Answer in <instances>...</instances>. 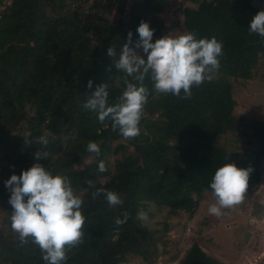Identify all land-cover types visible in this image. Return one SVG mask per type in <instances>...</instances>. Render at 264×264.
Returning <instances> with one entry per match:
<instances>
[{
  "label": "trees",
  "instance_id": "1",
  "mask_svg": "<svg viewBox=\"0 0 264 264\" xmlns=\"http://www.w3.org/2000/svg\"><path fill=\"white\" fill-rule=\"evenodd\" d=\"M165 1L0 0V264H46L39 246L31 238L21 243L12 230L11 192L5 186L13 174L36 163L53 175L67 176L84 201V236L76 246H66V264H130V254L150 261L162 236L158 227L138 218L141 208L193 212L192 203L212 191L216 170L228 163L252 169L244 198L257 188L264 121L254 125L257 146L244 156L229 154L219 138L241 126L235 122L232 79L254 78L264 65V37L248 30L264 10V0H189L195 6L184 9V31L223 43L218 74L181 99L156 93L149 73L144 85L150 95L139 136L125 139L110 120L102 124L83 107L101 84L108 85L109 105L119 102L125 73L114 67L108 49L114 48L118 59L129 32L134 47L142 21L155 30L153 42L159 39L164 24L156 16ZM25 136L29 141L47 136L49 144H26ZM120 138L125 142L113 145ZM89 142L99 144V156L87 151ZM129 146L134 152L127 151ZM37 151H47V159H36ZM117 154L111 170L108 158ZM101 160L106 172L98 170ZM87 180L94 182L92 187ZM101 188L117 193L122 203L109 205L103 193L93 199L92 192ZM125 212L127 222L117 226L116 218L123 219ZM164 225L167 229L166 221ZM175 264L227 263L193 242Z\"/></svg>",
  "mask_w": 264,
  "mask_h": 264
},
{
  "label": "clouds",
  "instance_id": "2",
  "mask_svg": "<svg viewBox=\"0 0 264 264\" xmlns=\"http://www.w3.org/2000/svg\"><path fill=\"white\" fill-rule=\"evenodd\" d=\"M248 30L250 34L264 37V10L252 18ZM154 31L148 22L142 21L137 28L139 40L134 47L131 46L133 34L129 32L128 41L120 49L118 59L116 50L112 47L108 49L107 55L114 57V67L125 73L126 89L119 102L110 106L108 85L101 84L83 104L86 110L96 113L100 123L110 120L112 129H119L125 139L141 134L140 121L150 95L144 80L149 73L156 93L188 99L193 86L199 87L205 80L210 81L211 74L220 68L223 43L216 37L197 39L195 33L188 32L180 36L168 35L153 42ZM139 49L146 54V59ZM128 77L139 83L129 82ZM92 85L93 81L89 80L88 88L91 89ZM33 142L46 147L49 139L39 136L29 141L25 136L26 144ZM87 151L99 156L101 149L98 143L89 142ZM48 155L47 151L35 153L36 159H47ZM98 170L107 171L103 160L99 162ZM251 171V168L242 169L233 163L216 170L210 184L216 199V203L209 208L211 214L220 216L222 209L233 208L243 202ZM86 183L89 187L94 184L92 180ZM5 186L11 192V227L21 243H27L31 238L39 246L46 264H66V246L74 247L82 242L86 219L81 210L84 201L74 193L69 178L53 175L36 163L21 175L13 174L5 181ZM101 193L109 205L122 203L117 193L102 188L92 192L93 199ZM128 218L129 214L125 212L123 219L116 218L115 224L123 225ZM138 218L147 220V214L142 211Z\"/></svg>",
  "mask_w": 264,
  "mask_h": 264
},
{
  "label": "rangeland",
  "instance_id": "3",
  "mask_svg": "<svg viewBox=\"0 0 264 264\" xmlns=\"http://www.w3.org/2000/svg\"><path fill=\"white\" fill-rule=\"evenodd\" d=\"M9 2L4 0V3ZM129 3L127 1V5ZM186 6H195V3L189 0L165 1L163 10L156 16L164 24L159 39L185 34ZM138 51L145 56L142 49ZM260 66V73L254 78L232 79V92L237 101L235 122L241 126L222 134L219 143L236 157L244 156L257 146L252 130L255 124L264 121V65ZM217 74L213 72L212 78ZM117 142L125 140L120 138L113 145ZM127 151L131 153L134 149L129 146ZM120 155L108 158L111 170H114V158ZM89 160V157L86 158V161ZM1 162L0 154V165ZM214 203L216 199L213 191H207L192 203L193 212L182 210L170 213L168 208L155 205H150L148 209L142 207L140 212L147 214V220L143 222L150 227H158V235L162 237L158 243L159 251L150 257V261L138 254H130V264H175L193 242H198L207 253L227 264H264V160L260 167V182L251 196L233 208L222 209L220 216L209 212ZM165 221L167 229H164Z\"/></svg>",
  "mask_w": 264,
  "mask_h": 264
}]
</instances>
